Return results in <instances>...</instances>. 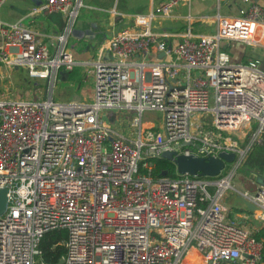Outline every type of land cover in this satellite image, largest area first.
<instances>
[{
	"label": "built area",
	"instance_id": "built-area-1",
	"mask_svg": "<svg viewBox=\"0 0 264 264\" xmlns=\"http://www.w3.org/2000/svg\"><path fill=\"white\" fill-rule=\"evenodd\" d=\"M184 1H162L111 35L108 57L93 64L89 102L52 96L58 70L75 63L67 44L82 0H44L32 8L63 16L53 50L21 21H0V64L24 66L48 86L38 101L9 100L0 91V189H7L0 264H48L40 242L55 229L67 231L56 264H264V238L246 225L264 227V185L236 190L245 212L222 201L264 134L260 61L233 62L222 42L264 47V7L240 0L237 13L217 14L214 32L192 37L186 30L169 49V34L151 30V21L171 16ZM151 48L172 58L147 60ZM114 110L132 112L135 137L107 120L104 113ZM148 111L162 113L161 126L143 124ZM244 128L250 133L239 145L235 134ZM166 151L233 153V167L213 177L154 176L153 159Z\"/></svg>",
	"mask_w": 264,
	"mask_h": 264
},
{
	"label": "crops",
	"instance_id": "crops-1",
	"mask_svg": "<svg viewBox=\"0 0 264 264\" xmlns=\"http://www.w3.org/2000/svg\"><path fill=\"white\" fill-rule=\"evenodd\" d=\"M44 0H5L0 7V21L14 23L21 21L22 24L31 28L36 33V38L48 45L50 50L54 49V35L60 32L64 26V18L59 12H40L32 14L31 10L34 6L40 4ZM165 0H113L109 6H102L109 0H82L84 8H80L79 16L75 24L77 30L82 31L81 34L71 35L68 38L67 48L72 55L74 65L71 70L60 68L58 70L55 88L64 83H76V87L80 88L87 83L90 78L94 82V62L101 56L103 59L108 57L106 49L107 41L113 33L119 28L132 25V17L136 14H145L151 11L156 5ZM256 3L264 7V0H254ZM242 6L240 0H186L174 7L171 16L156 15L151 21V30L156 32H167V47H174L183 38V33L189 30L192 37L201 34H209L216 30L217 14L222 16L232 15L238 12V8ZM88 14V16H87ZM105 30V35L102 33ZM2 44L0 41V48ZM222 47L229 53L230 59L236 63H246L250 58H258L260 67L264 71V47L249 46L240 41L222 42ZM171 54L159 52L155 48H151L146 56L147 60H169ZM15 65L0 64V89L5 86L6 75L8 71ZM11 67V68H10ZM7 73V74H6ZM45 85L44 97L37 100H43L48 95V86L45 81H38ZM92 82V84H93ZM181 83L183 80L180 81ZM5 88V87H4ZM58 89V88H56ZM5 95V93H3ZM42 97V96H40ZM23 100H34L23 99ZM75 100V99H73ZM66 102V101H59ZM161 122L157 126H161ZM145 126H156L152 120H143ZM252 126L254 123L252 122ZM250 130L244 128L235 134L239 145H243ZM253 149V148H252ZM251 149V150H252ZM250 153V152H249ZM249 155V154H248ZM247 170L250 178L242 180L246 185L249 183L255 189V183L258 178L264 179L263 166H247L246 161L242 165ZM263 185V184H262ZM246 187L244 186V190ZM248 189V188H247ZM237 198L238 194H237ZM223 203L234 212L237 209L245 212L244 205L237 207L226 202L223 196ZM246 225L254 232L259 230L261 226L258 223L247 222Z\"/></svg>",
	"mask_w": 264,
	"mask_h": 264
},
{
	"label": "rangeland",
	"instance_id": "rangeland-1",
	"mask_svg": "<svg viewBox=\"0 0 264 264\" xmlns=\"http://www.w3.org/2000/svg\"><path fill=\"white\" fill-rule=\"evenodd\" d=\"M84 7L85 6H83L82 8ZM103 30L104 32L102 33V36L105 35L106 28H104ZM7 73L8 75H6L7 77L6 82H3L5 85L4 86L5 88L1 86L0 91L5 93V97L8 98L9 100L30 99V98L37 100V99H41L44 97L45 85L41 82H39L38 84L37 82L40 80L46 82V80L30 78L25 67L20 66V65H15ZM92 82H93V79L90 78L89 81L83 84L80 88L76 87V83L74 84L64 83L63 85H58L56 87L58 89L54 88V91L52 94L53 99L55 101H66V102L71 101L73 99L85 100L87 102L92 101L93 95H94V89H93ZM104 114L107 120L111 122L113 127H115L121 135L127 138L135 137L136 133L133 132V129L130 128L129 126L130 118L132 114L131 111L114 110V111H106ZM114 115L116 116V119L113 118ZM117 118H119V121L117 120ZM142 119L145 121L152 120L154 121L156 127H158L157 125H159L162 119V113L159 111H148L144 113ZM200 120L201 122L204 121L203 118H201ZM232 167H233V164L229 163L225 167V169L222 170V173L226 174L230 172ZM233 175H234L232 179L233 189L232 188L228 189L225 192L224 197L226 198L227 203L231 202V205L242 207L243 206L242 201L240 198H237L236 190L243 189L244 186L246 187V189L248 188L249 190H251L253 187L249 183H246V185L242 183V180H244L245 178L246 179L250 178L251 175H248L247 170L244 169L243 166H240L239 168H237V170L235 171Z\"/></svg>",
	"mask_w": 264,
	"mask_h": 264
},
{
	"label": "trees",
	"instance_id": "trees-1",
	"mask_svg": "<svg viewBox=\"0 0 264 264\" xmlns=\"http://www.w3.org/2000/svg\"><path fill=\"white\" fill-rule=\"evenodd\" d=\"M98 2V0H95ZM113 0H109L107 3H102V6L111 5ZM154 169L152 174L154 176L168 175L175 176L176 169L173 162L170 160L159 157L153 159ZM246 165L248 166H263L264 165V134L262 135L261 142L253 146L247 159ZM257 238H264V227L254 232ZM67 237V231L65 229H55L46 232L40 242L41 256L43 260L48 264H56L59 259L65 253L64 246L60 243ZM264 260V259H263Z\"/></svg>",
	"mask_w": 264,
	"mask_h": 264
},
{
	"label": "water",
	"instance_id": "water-1",
	"mask_svg": "<svg viewBox=\"0 0 264 264\" xmlns=\"http://www.w3.org/2000/svg\"><path fill=\"white\" fill-rule=\"evenodd\" d=\"M82 31L74 29L73 35L81 34ZM174 163L176 171L180 174L200 175V176H217L225 167V162H232L233 153L221 152L218 157H198L194 155L178 154L176 151H166L161 155ZM258 183L264 185V179L259 177ZM7 189H0V214L4 212L7 205ZM249 211H254L256 207L248 201H244Z\"/></svg>",
	"mask_w": 264,
	"mask_h": 264
}]
</instances>
